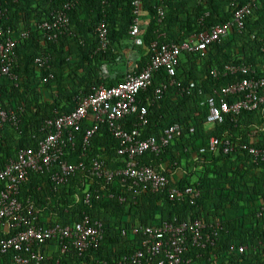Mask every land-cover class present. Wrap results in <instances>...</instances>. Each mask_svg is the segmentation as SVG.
I'll return each mask as SVG.
<instances>
[{"label":"trees","instance_id":"obj_1","mask_svg":"<svg viewBox=\"0 0 264 264\" xmlns=\"http://www.w3.org/2000/svg\"><path fill=\"white\" fill-rule=\"evenodd\" d=\"M0 2L5 10L3 26L10 27L18 38L29 32V37L19 39L15 49L12 71L17 79L0 77V112L8 117L13 112L16 118V122L8 119L0 128V169L17 160L22 150H36L49 133L44 130L45 122L70 114L79 98L90 95L94 88L117 85L127 74L140 72L151 59L154 41L180 45L231 21L237 8L252 4L242 31L234 28L228 37L205 51L181 53L175 83L160 99L154 94L170 81L166 69L156 73L152 85L138 95L148 112L143 138H159L175 124L182 128L161 153L149 152L140 157V165L165 175L171 188L200 190L201 196L194 203L190 199L171 201L165 193L142 191L119 179L107 184L84 173L65 185H56L50 173L30 172L17 198L25 216H30L33 207L35 224L40 227L75 226L85 215L103 224L99 247L82 256L71 246L63 253L65 243L59 240L33 245L30 252L41 256L42 264H120L142 249L143 237L132 233L136 227L197 219L207 223L220 220L222 230L214 244L189 245L184 258L190 262L185 264H264V162L255 161L247 152L224 154L208 148L212 138L264 148V107L226 116L220 124L207 123L210 97H215L217 103L221 99L230 103L240 99L239 95L222 93L225 87L246 77L224 76L227 66L248 65L256 77H264V0H165L162 23L157 19L158 0H145L139 43L129 36L134 22L132 0L81 1L67 12L69 27L55 40H49L39 26L63 12L66 0ZM101 22H106L109 31L106 50H100L96 31ZM126 43H131V48L125 47ZM129 55L135 57L130 66ZM42 57L47 62L39 66L36 59ZM138 117L132 114L122 125L133 130L139 124ZM90 127L85 121L76 134V146L67 150L65 160L90 164L101 158L112 169L123 166L118 156L120 141L113 137L108 124H100L85 145ZM202 148H207L205 153ZM179 171L182 177L177 176ZM41 213L49 221H42ZM4 223L0 222V239L26 229H7ZM242 246L246 250L241 254L238 248ZM16 255L13 251L0 254V264H17Z\"/></svg>","mask_w":264,"mask_h":264},{"label":"built area","instance_id":"obj_2","mask_svg":"<svg viewBox=\"0 0 264 264\" xmlns=\"http://www.w3.org/2000/svg\"><path fill=\"white\" fill-rule=\"evenodd\" d=\"M81 1L83 0H66L63 12H59L52 21L39 26L49 40L57 39L68 29L70 20L67 12ZM158 2L157 19L159 23H162L165 17V0H158ZM132 6L134 22L130 27L129 36L134 43H139L145 0H132ZM251 8L250 3L237 8L231 21L218 24L180 45L154 41L151 44V59L140 72L126 75L125 79L117 85L94 88L90 95L78 99L77 107L70 114L45 122L44 130H48L49 133L39 143L38 148L22 150L17 160L10 161L0 169V185H4V189L0 191V222H5L7 229H18L22 226L26 228L9 238L0 239V254L13 251L17 253L15 256L17 264H42L43 258L30 252L33 245H43L50 240H59L65 243L63 253L71 246L82 256L90 249H97L103 240V224L97 220L92 221L86 215L75 226L57 224L50 227H40L35 224L37 217L33 215L32 206L29 209L30 216H25L23 205L17 197L30 172L50 173L56 185H65L73 177L84 173L107 184L119 179L123 183H131L142 191L153 194L165 193L171 201L190 199L191 203H194L200 198L201 192L197 188H171L170 181L165 175L151 166L140 165L138 161L140 157L149 152L161 153L175 137L181 134L182 128L175 124L167 128L159 138L153 136L143 138L142 128L148 124V112L147 108L138 101V95L152 85L156 73L166 69L170 81L158 87L154 94L156 99H160L169 86L175 83L173 77L181 53L205 51L209 45L228 37L234 28L242 31L245 19L251 13ZM4 16L5 10L0 2V77L14 81L17 79L12 71L15 49L19 39L29 37V32L21 33L18 38L10 27L3 26ZM96 31L99 36L100 50H106L109 45V31L106 22H101ZM262 51L264 52V40ZM46 62L45 57L36 59L39 66H44ZM214 74L217 75V72ZM238 74L246 77L225 87L222 93L225 96L239 95L240 99L235 103L221 99L217 103L215 97H210L207 117L209 125L223 123L226 116H239L243 112H252L264 107V95L261 94L264 91V77H256L254 69L248 65L227 66L223 75ZM132 114L139 115V124L135 129L128 131L122 125V121ZM11 115L8 117L6 112H0V128L8 119L16 122L13 112ZM85 121L91 124L84 139L85 145L98 131L100 124H108L113 137L120 141L118 156L123 166L112 169L101 158L94 159L90 164L84 160L78 163H69L65 160L67 150L76 146V134L81 131ZM208 148L214 152L222 150L224 154L243 151L249 153L255 161L264 162V148L248 144L235 145L229 140L221 141L218 138H212ZM206 150L207 148H202L201 152L205 153ZM221 230L220 220L207 223L199 219L136 227L132 233L143 237L142 249L125 257L120 264L189 263L190 261L184 258L189 245L206 247L208 244H214V239L218 237ZM238 250L242 254L246 247H239Z\"/></svg>","mask_w":264,"mask_h":264},{"label":"crops","instance_id":"obj_3","mask_svg":"<svg viewBox=\"0 0 264 264\" xmlns=\"http://www.w3.org/2000/svg\"><path fill=\"white\" fill-rule=\"evenodd\" d=\"M130 56L131 57H134V56H132V55H129V57H128V59L130 60ZM133 61H135V57H134V59H133ZM129 62V61H128ZM130 66V65H129ZM128 75V74H127ZM177 176H181L182 177V172L181 171H179L178 172V174H177ZM40 216V218L42 219V221H49L48 219H47V215H43L42 213L39 215Z\"/></svg>","mask_w":264,"mask_h":264},{"label":"rangeland","instance_id":"obj_4","mask_svg":"<svg viewBox=\"0 0 264 264\" xmlns=\"http://www.w3.org/2000/svg\"><path fill=\"white\" fill-rule=\"evenodd\" d=\"M125 47L127 46L128 48H131V43H126L125 45H124ZM134 59V57H131L130 56V60L128 59V64L127 65H131L132 63H133V60ZM122 66V65H121ZM208 126H211V125H208Z\"/></svg>","mask_w":264,"mask_h":264}]
</instances>
